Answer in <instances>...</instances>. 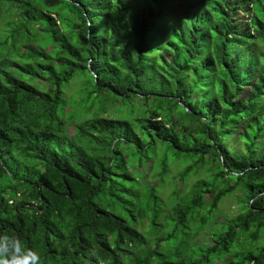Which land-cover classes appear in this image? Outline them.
Returning <instances> with one entry per match:
<instances>
[{
    "label": "trees",
    "instance_id": "obj_1",
    "mask_svg": "<svg viewBox=\"0 0 264 264\" xmlns=\"http://www.w3.org/2000/svg\"><path fill=\"white\" fill-rule=\"evenodd\" d=\"M0 231L41 264H264V0H0Z\"/></svg>",
    "mask_w": 264,
    "mask_h": 264
},
{
    "label": "clouds",
    "instance_id": "obj_2",
    "mask_svg": "<svg viewBox=\"0 0 264 264\" xmlns=\"http://www.w3.org/2000/svg\"><path fill=\"white\" fill-rule=\"evenodd\" d=\"M0 264H41V255L19 236L0 231Z\"/></svg>",
    "mask_w": 264,
    "mask_h": 264
},
{
    "label": "rangeland",
    "instance_id": "obj_3",
    "mask_svg": "<svg viewBox=\"0 0 264 264\" xmlns=\"http://www.w3.org/2000/svg\"><path fill=\"white\" fill-rule=\"evenodd\" d=\"M240 21H243L246 19L245 16H243L242 13H240ZM70 130L72 131V128H70ZM239 147V145H238ZM174 172V171H173ZM164 195H166V191L164 193ZM236 199L234 198V196H230L226 199H224V201H222L219 205V210L218 212L215 214V218L214 220L216 222H220L222 221L227 215H233L235 212H234V209L236 207Z\"/></svg>",
    "mask_w": 264,
    "mask_h": 264
}]
</instances>
